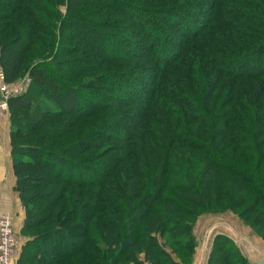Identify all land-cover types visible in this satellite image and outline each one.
<instances>
[{
  "label": "trees",
  "instance_id": "obj_1",
  "mask_svg": "<svg viewBox=\"0 0 264 264\" xmlns=\"http://www.w3.org/2000/svg\"><path fill=\"white\" fill-rule=\"evenodd\" d=\"M25 59L16 264H188L227 210L264 240V0H0L8 80ZM208 264L252 262L221 234Z\"/></svg>",
  "mask_w": 264,
  "mask_h": 264
},
{
  "label": "rangeland",
  "instance_id": "obj_2",
  "mask_svg": "<svg viewBox=\"0 0 264 264\" xmlns=\"http://www.w3.org/2000/svg\"><path fill=\"white\" fill-rule=\"evenodd\" d=\"M63 9L65 10L64 7H63ZM117 17H119V16H117ZM91 18H93V17H91ZM79 32L83 34V33H85V30L80 29ZM48 36L49 35L47 34L46 40L48 39ZM90 37L92 39H95V41L98 42L97 38H95L93 36H90ZM88 39H90V38H88ZM40 40L46 41L45 39H42V38H40ZM75 43L76 42H74L72 44H75ZM85 43H90V41L87 40ZM87 45L89 46V44H87ZM88 49H90V48H85L83 50L84 54L89 52ZM81 53H82V51L79 52V54H81ZM38 54L40 55V52ZM27 62L28 61L26 59H25V61L23 60L22 65H20L18 72L16 73L15 77H13V79H10V80L7 79V74L4 70V68L0 64V69H2L4 71L7 82H9V83L18 82L27 76L30 77L29 72H26L25 74H23V76L21 75L22 69H23L24 65L27 64ZM30 84H31V81H30L29 85L25 88L23 93H25L28 90ZM0 102H1V93H0ZM10 116H11V111H10L9 105H8V108H5V109L0 107V121H1L0 122V134L3 136L5 135L6 138L9 136L8 137L9 139H10V130H11V117ZM9 144H10V140H9ZM10 147H11V145H10ZM10 155H11V153H10ZM11 160H12V158H11ZM11 163H12V161H11ZM20 203H21V201H20ZM21 207L23 209L24 217H25L24 208L22 205H21ZM6 214L12 215L13 216V223L15 221L14 229H15V233H16V236H17V239L19 242V245H18L19 247L17 250V254L19 253L18 254V257H19L21 250H22L21 249L22 244L25 242L26 238L22 234V231H21L22 228L18 229V226L16 223L17 221L14 220L16 218L15 215H13L11 213H6ZM18 215H16V216H18ZM23 223H24V221H23ZM221 234H225V235L229 236L230 238H232L237 244H239L241 246L244 253L247 254L248 257H249L248 252H247L248 248L246 247L247 243L251 242L252 244H254L255 243L254 237L256 235H258L260 237V235L254 229H252L247 224H245V222L242 219H240L237 216V214L233 213L230 210H227L223 213H218V214H212V213L203 214L200 216V218L198 219V221L195 224L194 236H195V239L197 242V247L195 249V253H194L191 261L188 264H208L209 258L211 256V251H212V248L214 245L215 237L217 235H221ZM246 240H248V241H246ZM15 259H16V257H15ZM15 259H14V262H15ZM249 259H250V257H249ZM250 261H251V259H250Z\"/></svg>",
  "mask_w": 264,
  "mask_h": 264
},
{
  "label": "crops",
  "instance_id": "obj_3",
  "mask_svg": "<svg viewBox=\"0 0 264 264\" xmlns=\"http://www.w3.org/2000/svg\"><path fill=\"white\" fill-rule=\"evenodd\" d=\"M8 137L6 138L5 135L0 134V215L4 213L15 215L16 218L14 220L17 221L18 229H21L24 221V212L18 194L14 190L16 177L13 173L10 139ZM254 239V244L248 242L246 245L248 255L253 264H264V240L258 235ZM18 254L12 264H16Z\"/></svg>",
  "mask_w": 264,
  "mask_h": 264
},
{
  "label": "built area",
  "instance_id": "obj_4",
  "mask_svg": "<svg viewBox=\"0 0 264 264\" xmlns=\"http://www.w3.org/2000/svg\"><path fill=\"white\" fill-rule=\"evenodd\" d=\"M31 81L30 77H25L21 81L9 83L5 73L0 69V107L8 108L9 100L12 97L21 95ZM19 242L15 233L13 216L10 214L0 215V264H12L16 255Z\"/></svg>",
  "mask_w": 264,
  "mask_h": 264
}]
</instances>
